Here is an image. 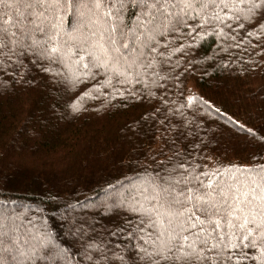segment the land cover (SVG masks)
<instances>
[{
  "label": "trees",
  "instance_id": "16d2710c",
  "mask_svg": "<svg viewBox=\"0 0 264 264\" xmlns=\"http://www.w3.org/2000/svg\"><path fill=\"white\" fill-rule=\"evenodd\" d=\"M242 22L243 28L235 21L231 29L223 26V34H213L215 26H210L195 43L187 34L173 36L169 48L185 45L172 57L171 67L181 64L176 69L180 79L161 80L159 87L151 83L158 78L148 75L147 88L116 85L139 98L118 95L106 85L101 88V74L77 82L75 57L67 64L55 62L52 67L60 73L55 77L27 58V82L13 80L11 69L0 72V201H9L20 217L21 238L31 223L46 228L56 244L75 256L80 241L69 234V221L83 220L87 209L88 220H96L94 235L110 239L108 228L122 225L125 217L133 222L136 218L124 210L106 215L95 206L105 199L109 185L136 195L131 190L141 184L145 166L149 173L156 167L152 157L165 160L178 151L184 159L190 154L187 159L201 170L204 165L221 170L230 164L246 165L251 154L264 147L247 132L250 128L264 136V36L250 22ZM97 27L70 10L64 14L67 35L62 39L87 46ZM168 67L162 66L159 75L164 76ZM190 94L207 104L179 107ZM155 110L158 118H147ZM169 124L175 127L165 131ZM77 202L91 205L73 210ZM111 239L121 246L120 254L137 243ZM53 264L73 260L58 258Z\"/></svg>",
  "mask_w": 264,
  "mask_h": 264
},
{
  "label": "snow or ice",
  "instance_id": "6c2138e0",
  "mask_svg": "<svg viewBox=\"0 0 264 264\" xmlns=\"http://www.w3.org/2000/svg\"><path fill=\"white\" fill-rule=\"evenodd\" d=\"M73 9L98 26L87 46L62 39L67 35L64 14ZM231 21L238 28L248 21L264 36V0H0V72L11 69L13 80L27 82V58L55 77L60 73L52 65L75 57L77 82L101 74V88L139 98L116 85L147 88L148 75L158 78L151 83L159 87L161 80L178 81L181 64L171 67L172 57L185 45L169 48L171 38L187 34L195 43L213 25V34H223V26L231 29ZM162 66H169L164 76L159 75ZM194 103L207 104L190 94L179 107L192 108ZM157 112L147 118L156 120ZM174 127L169 124L165 131ZM247 132L264 146V136L250 128ZM187 155L181 159L177 151L165 160L152 157L156 167L149 173L145 166L141 184L131 190L136 195L109 185L95 207L106 215L124 210L136 218L133 222L125 217L122 225L108 228L110 239L94 235L96 220H88L87 209L83 220H70L69 234L80 241L75 256L56 244L46 228L31 223L22 239L20 217L9 201H0V264H53L65 257L73 264H264V147L252 153L246 165L230 164L222 170L207 165L201 170ZM111 238L137 243L120 254L121 246Z\"/></svg>",
  "mask_w": 264,
  "mask_h": 264
},
{
  "label": "rangeland",
  "instance_id": "374dc122",
  "mask_svg": "<svg viewBox=\"0 0 264 264\" xmlns=\"http://www.w3.org/2000/svg\"><path fill=\"white\" fill-rule=\"evenodd\" d=\"M60 161H56V163L58 164ZM60 164V163H59ZM57 166H59V165H57ZM89 205H91V203H86L85 205H76L75 207H73V210H80V209H82V208H85V207H87V206H89ZM81 206H83V207H81Z\"/></svg>",
  "mask_w": 264,
  "mask_h": 264
}]
</instances>
